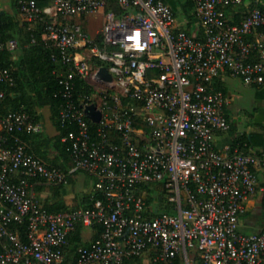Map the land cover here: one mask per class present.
I'll return each mask as SVG.
<instances>
[{
	"label": "built area",
	"instance_id": "2783aa9c",
	"mask_svg": "<svg viewBox=\"0 0 264 264\" xmlns=\"http://www.w3.org/2000/svg\"><path fill=\"white\" fill-rule=\"evenodd\" d=\"M201 36L185 30L165 0H19L24 20L42 24L60 62L53 72L72 129L68 170L26 151L17 132L44 126L21 110L0 113V264H59L79 223L98 225L76 247L74 264H264V231L242 232L244 202L264 201V150L215 145L227 131L228 98L212 86L223 70L246 84L264 82V10L238 23L225 8L242 0H192ZM117 8H115V6ZM102 13L101 38L79 18ZM17 47V40L6 43ZM0 41V52L4 49ZM90 58L101 63L92 64ZM106 66L111 79L97 77ZM91 86L77 93L75 78ZM14 76L0 60V101ZM94 104L97 121L85 108ZM83 171L89 204L60 211L43 205L40 185L67 184ZM260 179L263 183H260ZM151 192L154 199L147 201ZM170 212L159 208V197ZM26 224L25 239L13 225Z\"/></svg>",
	"mask_w": 264,
	"mask_h": 264
},
{
	"label": "trees",
	"instance_id": "16d2710c",
	"mask_svg": "<svg viewBox=\"0 0 264 264\" xmlns=\"http://www.w3.org/2000/svg\"><path fill=\"white\" fill-rule=\"evenodd\" d=\"M179 9H173L174 14L180 15L185 20L184 27L189 33H195L197 37L201 36V27L197 22L192 0H177ZM14 7L15 12L10 13L6 10L0 11V41L4 43V49L0 52V60L3 65L9 67L14 76V85L9 87L10 94H7L0 101V113H6L10 110H21L31 115L33 120L49 122L53 127V132L43 128L40 132H17L26 151L41 158L50 165L58 166L64 170H68L71 165V156L68 149V143L63 142L61 137L72 129L70 124L62 125L59 118V109L64 101L61 96V85L58 83L57 75L53 72L56 67L62 64L52 60V54L57 53V49L47 44L43 37V26L38 23L30 25L23 19L20 3ZM37 5L42 7L49 0H36ZM115 6V4H114ZM117 8V6H115ZM261 9V8H260ZM263 10V9H261ZM20 13L21 18H18ZM16 38L17 47L14 50L8 49L6 43L9 39ZM101 32L96 34V40H100ZM101 62L96 61V64ZM75 94L89 93L91 86L82 79L75 78ZM214 88V87H213ZM215 90L219 88H214ZM227 115V114H226ZM255 134L246 136L248 142H252ZM263 138L262 136H260ZM234 145V144H233ZM238 146V145H237ZM240 149L241 147L238 146ZM245 151V150H244ZM76 172L67 175V184L74 181ZM84 188H88L93 177L86 172ZM73 178V180H72ZM90 180V182H89ZM66 184H47L37 187L38 191L45 190L47 195L42 197L43 205L50 211H60L89 204L88 193L82 191L79 199L74 204H68L63 199V187ZM147 201L151 202L154 195L149 191ZM163 196L159 197V208L170 212L167 203H163ZM19 236L25 239L26 224L13 225ZM83 227L77 224L74 231L69 235V244L64 250V256L59 264H74L76 259V247L79 244L87 243L82 236ZM91 237H96L100 231V227L95 225L91 228ZM139 261L135 258L127 259L126 264Z\"/></svg>",
	"mask_w": 264,
	"mask_h": 264
},
{
	"label": "crops",
	"instance_id": "0c3cea01",
	"mask_svg": "<svg viewBox=\"0 0 264 264\" xmlns=\"http://www.w3.org/2000/svg\"><path fill=\"white\" fill-rule=\"evenodd\" d=\"M165 1L171 5V0ZM172 2H175V6L171 5V7H173L174 9H179V2L177 0H172ZM17 5V0H0V11L6 10L10 13H14V7H16ZM252 8H261L264 10V0H242V2L238 5L227 6L225 8V15L229 22L238 23L243 18V16ZM90 15L92 18V15L94 14ZM90 15L83 16L82 18L85 17L89 20ZM18 18L22 19L20 13H18ZM82 18H79L81 23ZM102 21L103 19H101V22ZM91 27L90 30H92ZM232 77L235 76L231 75L229 71L223 70L214 78L212 82V86L216 89L219 88L217 90H221L222 92H224L228 98V104L225 111L230 121V127L227 131L216 133L215 145L216 147L220 148L224 144H234L240 146L241 149L245 151H253L258 153L262 152L264 150V121L255 122L253 124H249L244 129L236 130L230 119L229 110L234 106L230 94V89L232 88L230 80H232ZM252 86L264 92V82H262L261 84H252ZM43 126L47 131L53 132V127L49 122H45ZM250 134H255L252 137V142H248V140L245 139V137L249 136ZM260 136H262L263 138H261ZM260 183H263L262 179H260ZM66 185L63 187V191L65 190V192H63V199L69 204V193L67 192L68 190L66 189ZM40 195L41 198L44 197L45 195H47V191L41 190ZM239 230L246 233L264 231V201L259 191L244 202V210L239 217ZM85 232L87 234H91L92 231L91 229L86 228Z\"/></svg>",
	"mask_w": 264,
	"mask_h": 264
},
{
	"label": "rangeland",
	"instance_id": "374dc122",
	"mask_svg": "<svg viewBox=\"0 0 264 264\" xmlns=\"http://www.w3.org/2000/svg\"><path fill=\"white\" fill-rule=\"evenodd\" d=\"M170 3L175 6V2H172V0ZM92 16L93 17L91 18L90 15L89 20L85 17L82 18V25L87 32L92 36H95L101 31L103 23V21L101 22V19H103V14L95 13ZM177 19L182 20V17L177 15ZM90 27L92 30H90ZM86 56L88 60L95 65L96 60L90 58L87 54ZM231 79L230 82L232 88L230 89V94L234 106L229 110V115L235 129L241 130L249 124L264 121V92L252 86V84L244 83L240 77L235 76ZM85 179H87V175H85L83 171H79L76 173L74 181H70L66 185L67 192L69 193L68 200H70V205L79 199V195L83 191L85 185ZM88 236V234H84L85 239Z\"/></svg>",
	"mask_w": 264,
	"mask_h": 264
},
{
	"label": "water",
	"instance_id": "95a60500",
	"mask_svg": "<svg viewBox=\"0 0 264 264\" xmlns=\"http://www.w3.org/2000/svg\"><path fill=\"white\" fill-rule=\"evenodd\" d=\"M97 77L104 78V79H111V75L107 70L106 66H101L99 70L97 71ZM86 114L92 118L93 120L97 121L99 119L100 113L99 111H94V104H89L85 108Z\"/></svg>",
	"mask_w": 264,
	"mask_h": 264
}]
</instances>
